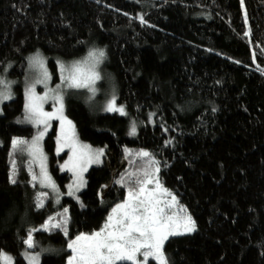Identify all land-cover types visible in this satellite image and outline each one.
I'll use <instances>...</instances> for the list:
<instances>
[{
  "label": "trees",
  "instance_id": "trees-1",
  "mask_svg": "<svg viewBox=\"0 0 264 264\" xmlns=\"http://www.w3.org/2000/svg\"><path fill=\"white\" fill-rule=\"evenodd\" d=\"M89 49L105 53L99 92L66 90L64 110L79 140L103 148L102 162L88 167L79 200L68 197L66 152H55L51 127L42 148L61 199L55 208L44 196L38 208L45 190L32 179L35 166L9 158L12 138L37 131L18 123L26 58L41 52L56 78L55 59ZM1 76L15 80L0 112V252L12 264H27L32 229L34 248L62 249L38 264H65L66 242L99 229L124 199L128 187L117 181L137 171L140 149L196 226L164 242L168 264H264V0H0ZM111 91L127 116L98 112ZM64 208L66 231L42 227Z\"/></svg>",
  "mask_w": 264,
  "mask_h": 264
},
{
  "label": "snow or ice",
  "instance_id": "snow-or-ice-1",
  "mask_svg": "<svg viewBox=\"0 0 264 264\" xmlns=\"http://www.w3.org/2000/svg\"><path fill=\"white\" fill-rule=\"evenodd\" d=\"M143 21V17H140ZM247 36L248 33L246 32ZM105 56L103 50H90L87 56L79 61H73L70 64H60V73L62 84L56 85L55 89H49L48 82L51 80V75L45 67L44 59L38 54L30 59V66L37 70L35 78L29 84L26 90L25 103V121L37 127V133L32 137L31 141L23 138L14 137L12 144L13 148L20 152H27L33 163H38L39 174L33 173V181L51 189L53 193L58 192L56 183L49 175L47 170V156L42 148V140L45 134L51 127L52 120H59L61 128L64 129L65 124L71 127L72 122L67 120L63 115V94L62 89L67 88H87L93 94L96 89L93 87L95 82L99 80L100 74L96 71L97 65ZM11 81H6L0 78V104L13 98L11 92ZM37 85H43L45 92L43 94L36 92ZM53 101L54 110L51 112L44 110V105L49 101ZM106 111H120L123 113V106L119 108L115 105V97L113 96L106 105ZM215 111V109H213ZM135 132V125L133 124L131 133ZM57 152L63 150L64 147L70 149L72 155L69 160L61 165L62 170L71 165V169L76 177L74 181V188L70 187L67 195L74 196L80 188L84 186L82 180V172L87 170V165L98 162V158L103 154V149L92 152L87 145H78L75 141L74 132L69 134L67 130L64 131L63 138L58 136ZM150 153L141 150L139 156L148 158ZM155 160L149 161V166H154ZM78 169V170H77ZM159 169H156V173ZM155 173L149 171L147 168L143 170V175L140 171H133L122 176L117 183L128 187V193L124 201L117 203L109 213L106 223L99 231H94L91 234L80 233L75 240L70 241L68 247L72 249L74 255L69 257V264H124V262H131V264H142V261L137 259L140 255L143 261L146 262L150 257L157 259L158 264H168L167 257L163 253V244L170 235L178 233L170 232L169 228L176 223L175 217L169 215L173 205L176 203L175 195L167 189H163V194L171 196V200H161L159 198V190L161 188L158 176L153 177ZM15 183V180L12 179ZM155 182L156 188H149V185ZM49 195L48 192L38 194V197ZM42 202V201H41ZM41 202L37 203V207L41 206ZM64 213L68 209L64 208ZM181 211H185L181 209ZM53 217H49L43 228L50 229H64L67 224L66 218H57V223H51ZM195 222L190 215L185 216L184 229L186 232L195 230ZM32 229L28 233V238L24 241L29 248L33 247ZM0 258L3 259L4 264L10 258L0 253ZM33 260L35 257L32 258Z\"/></svg>",
  "mask_w": 264,
  "mask_h": 264
},
{
  "label": "rangeland",
  "instance_id": "rangeland-1",
  "mask_svg": "<svg viewBox=\"0 0 264 264\" xmlns=\"http://www.w3.org/2000/svg\"><path fill=\"white\" fill-rule=\"evenodd\" d=\"M90 50H91V49H89V50L86 52V54H84L83 56L78 57V58H72V59L57 58V59H55V64H56V74H57V77H56V78L53 77V74L51 73V71H50V69H49V67H48V64H47V58H46L41 52H39V51H34V52L30 53V54L27 56V58H26V67H25L24 74H23V76H22V78H21V81H20L21 86H22V91H23V97H24V114L21 115V117H19V119H18V123H20V124H30V125H33V124H31V123L26 122L25 119H24V117H25V103H26V90H27L29 84H30V83L32 82V80L35 78V75H36V72H37V70H36L35 68H33V67L30 66V59H31L32 57L36 56L37 54H38L42 59H44L45 67L47 68L48 72H49L50 75H51V80L48 82L49 89H55V88H56V85H58V84H62L61 73H60V64L63 63V64H65V65H67V64H70V63L73 62V61H79V60H82V59H84V58L87 56V54H88V52H89ZM93 50H94V49H93ZM103 62H104V57L101 59V62H100V63L97 65V67H96V71H97L99 74H100V67H101V65H102ZM6 71H7V70H6ZM6 77H7V76H6ZM6 77H5V76H1L0 78L5 79L6 81H11V82H12L11 85H10V88H11L12 95L14 96V93H13V85H14V83H15V80L12 79V78L9 79V77H8V78H6ZM97 81H98V80H97ZM97 81H96L95 84L93 85V87L96 89L95 93H96L97 91L99 92L98 87H97V85H96ZM68 89H77V88H67V87H64V88L62 89V94H63V115L67 118V120L71 121V120L66 116V114H65V110H64V109H65V103H64L65 91L68 90ZM78 89H81V88H78ZM82 89L87 90L88 95H89L88 97H91V96L94 95L91 91H89V89H87V88H82ZM35 90H36L37 93H40V94H43V93L45 92V88H44L43 85H37V87H36ZM98 92H97V93H98ZM113 96L116 98V96H115V91H114V92L111 91V92L109 93V96H107V98H106L105 100H103V101H101V102H98V103L96 104V105H97V110H98V112H116V113H118V114H120V115L127 116V111L125 110L124 107H123V113H121L120 111H106V110H105L108 101H109L110 99H112ZM115 105H116L117 108H119L120 106H122L121 104H118V103L116 102V99H115ZM54 107H58V105H54L53 101L49 100V101L44 105V110H45V111H48V112H51V111L54 110ZM0 112H1V104H0ZM71 122H72V121H71ZM133 124L135 125V132H136V130H137V124H136L135 120H134L133 118L130 117V126H129V131H128V132H129V134H131V135H133V134L135 133V132H134V133H131V129H132ZM33 126H34V125H33ZM35 127H36V126H35ZM51 127H55V152H56V153H58V152H57V148H58V143H57L58 136L61 137V139H62L65 130H67V131L69 132V134H72V133L74 132L75 141L77 142L78 145H87V146H88V149H84V151L91 150L92 152H95L96 150L103 149L102 147H93V146H90L89 144H87V143L82 142L81 140H79V139L76 137V135H75V129H74L73 122H72L71 127H69L67 124H65L64 129H62L59 120H52V121H51ZM51 127L49 128V130L51 129ZM49 130H48V131H49ZM37 131H38V129H37ZM37 131H36V133H37ZM36 133H35V134H36ZM35 134H34V135H35ZM46 134H47V133H46ZM46 134H45V135H46ZM34 135H33V136H34ZM33 136H32V137H33ZM32 137H31L28 141H31ZM44 137H45V136H44ZM43 139H44V138H43ZM12 141H13V138H12ZM42 142H43V140H42ZM42 142H41V143H42ZM11 145H12V146H11V148H10V152H9V156H10V157H9V158H10V164L13 165V163H14L15 160H16L17 155H23V156L25 157V159H26L28 162H30L31 164H33V165L35 166L36 174L38 175L39 172H40L39 164H38V163H33L27 152H20L19 150L13 148V144H12V143H11ZM141 150H142V149H140L139 151H137V152H136V155L139 156V153H140ZM127 151H128V149H127ZM61 152H66V157H65L64 161L60 163V169L62 170L61 165H64V164H65V161H68V160H69V156L72 155V153H71L70 149L67 148V147H64L63 150L60 151L59 153H61ZM59 153H58V154H59ZM102 155H103V154H102ZM102 155L99 156V158H98V162H96L97 164H99V163L102 162ZM108 155H109V156L112 158V160H113V163H112L113 166H115V167H119V166L122 165L123 160L120 159V160L117 161V160L115 159V155L113 154L112 151L108 152ZM140 157H141V156H140ZM140 160H141V161H139V162H140L139 165L136 164V166H137V170H139V171H140V174L143 175V170H144L145 168H147L149 171L155 173V176L153 177V179H154V181H155V177L158 176V173H156V169L158 168V166H157V164H155L154 166H151V167L149 166V161H150V160H155V159H154V158H149V157H148V158H140ZM111 162H112L111 160H108V163H109V164H110ZM46 164H47V161H46ZM92 164H95V163H90V164H88V165H87V169H88V167H89L90 165H92ZM70 169H71V165H68V166H66V167L63 169L64 171H67V172L70 174V176H71V177H70V183H69V185H68V187H67V190H66V195H67L68 191L71 190L69 186H72V187L74 188V181H75V179H76V177L74 176L73 171L70 170ZM47 170H48V166H47ZM77 170H78V169H77ZM86 171H87V170H86ZM86 171H83L82 174H81V176H82V180H83V182H84V186H85V172H86ZM48 173H49V171H48ZM35 182H36V184H37V186H38L39 188L45 190L44 192H48V193H49V195H50V197H51V199H52L53 206H54L55 208H57V206H58L59 203H60L61 194H60V195H57V193H53V192L51 191V189H49V188H45V187L41 186V185L38 183V181H35ZM159 182H160V181H159ZM160 185H161V188H160V190H159V198H160L161 200H165V199H166V200H171V196H168V195L163 194V189H167V188H165V187L161 184V182H160ZM84 186H83L82 188H80L79 191L76 192L74 196H69V195H67V196H68V197H71L72 199H74V200H76V201H78V200H79L78 193L84 188ZM105 187H106L105 185L102 186V188H105ZM149 188H153V189H155V188H156V184H155V182H153V184L149 185ZM167 190H168V189H167ZM58 192H59V191H58ZM169 192H170V191H169ZM127 193H128V191H126L125 196H124V199H125V197L127 196ZM172 195H174V194L172 193ZM175 197H176V196H175ZM124 199L121 200V201H119V202H117V203H121V202H123ZM43 200H44V197H40V198H39V202H41V201L43 202ZM42 202H41V203H42ZM117 203H116V204H117ZM116 204H114V205L109 209V211H108V213L106 214V217H105L104 221L102 222V225L100 226V228L97 229V230H94V231H99V230L101 229V227L106 223V220H107V217H108L109 213L111 212L112 208L115 207ZM181 209H183V208L178 204L177 199H176V203L173 205L171 211L169 212V215H173V216L175 217V220H176V223H174V224H172V225L170 226V228H169V231H170V232H175V233H178V234L189 233V232H186V231H185V229H184V224H185V216L190 215V214L186 211V209H184L185 211H181ZM63 210H64V209H62V214L59 216L60 218H66V216H67V213H64ZM54 214H55V213H54ZM54 214H52V216H54ZM190 216H191V215H190ZM94 231H92V232H94ZM92 232H82V233L91 234ZM79 234H80V233H79ZM79 234H77V235H75L74 237H72L71 239H69V240L66 242L65 246H64L65 251H68V252L66 253V256H65V264H69V257H72V256L74 255L72 249H70V248L68 247L69 242L75 240V238H76ZM176 235H177V234H176ZM170 236H171V235H170ZM27 238H28V236L26 237V239H27ZM26 239H25V240H26ZM25 240H24V241H25ZM25 245H26V244H25ZM61 250H62L61 248H60V249H58V248L56 249V248L48 247V246H42V247H39V248H34V247L29 248L28 245H26V248L22 251V255H23V257H24V259H25V261H26L27 264H38L39 261H40V258H41V255H42V254H44V253H55V252H60ZM0 253H2L4 256L10 258V260L7 261V264H12V257H11L9 254L4 253V252H2V251H1ZM33 257H35L34 260L32 259ZM137 259L140 260V261H142V264H147V262H148L149 259H153V260L158 264L157 259L154 258V257H150L146 262L143 261V257L140 256V255L137 256ZM0 263H1V264H4V261H3L2 258H0ZM73 264H74V262H73Z\"/></svg>",
  "mask_w": 264,
  "mask_h": 264
}]
</instances>
